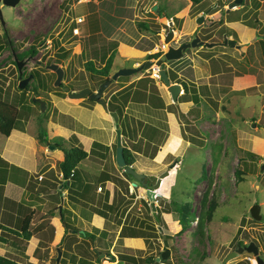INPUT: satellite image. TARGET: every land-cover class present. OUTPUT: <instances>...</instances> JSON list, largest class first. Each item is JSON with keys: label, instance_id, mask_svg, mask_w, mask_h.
I'll list each match as a JSON object with an SVG mask.
<instances>
[{"label": "rangeland", "instance_id": "rangeland-1", "mask_svg": "<svg viewBox=\"0 0 264 264\" xmlns=\"http://www.w3.org/2000/svg\"><path fill=\"white\" fill-rule=\"evenodd\" d=\"M226 1L202 0L194 4L189 0H156L155 4L160 9L164 8L168 12L166 13L167 15L174 16V27L178 30L181 17L174 15L173 12L175 10L178 11L177 13H182L188 4L191 13H194L200 9H206L205 7L211 6L214 2L223 5ZM131 2L132 0H130ZM150 2V0H147V3H145L147 9L151 7V10L157 13V9L150 5ZM243 3L244 5L241 8L229 11L226 16L229 19L239 18L235 20L243 18L253 24L250 26L256 28L254 34L256 39L239 43L241 46L238 48H233L229 44L225 47V50L229 53L228 59L232 62L226 79V82H229L226 85L227 93L224 94L220 86L214 85V78L217 79V76H210L208 79L199 77L196 79L197 82H187L189 87L194 86L199 89L201 95L198 104L192 106L193 108L184 115L178 111L175 106L176 102L164 108H156L148 102H135L134 100L130 104L131 109H134L132 111H138L136 113H139L138 116L140 118L149 121L150 124L161 126V128L156 127L157 131L153 133L152 137V140L159 145V153L155 157H147L142 152H136L133 164L139 171L151 173L150 175L156 176V179L162 171L168 169V174L161 178L160 184L156 188L159 194L157 201H154V205L162 209L172 199L181 202L189 200L191 209L197 215L200 213V200L204 194L207 195V200L214 196L218 203L212 217L210 219L204 218L203 227L199 232L196 231L197 217L195 216L188 228L181 233L172 232L173 234H170L161 225L156 238H144L145 241L141 240V243L137 244V254L141 255L139 258L142 263L144 261L142 259L148 253L156 255L163 249V232H168L167 239L171 249L170 255L167 257L169 264H256L254 255L245 250L232 256L227 261L224 260L229 251L236 249L239 240L242 241L241 245L253 240L260 247L259 250L262 249L264 251V240L260 237L264 233V167H261L262 163H264V0H243ZM107 5L104 10L101 8V16L99 15L97 18L95 12L92 13V10H96L100 5L93 3L91 0H20L14 7L2 5L3 16L6 19V29L13 45L11 48L7 44L0 51V85L4 87L3 96L5 95V89L9 88L11 95L17 90V67L12 62L11 50L13 49L16 53L33 44L36 47V58L31 57L28 59L23 66V73H26L31 67H38L44 71L42 74L45 73L44 76H47L46 90L40 89V95L37 96L45 100V107L42 110L44 117L41 126L47 131L49 141L58 140L64 146L69 147L74 144L72 134L76 129L87 130L89 134L92 133L95 139L100 140H105L109 135V130L87 129L85 125L77 121L74 114H77L80 120H83L84 116L87 117L88 115V111H82L80 106L71 112L66 106L67 101L58 100L57 105H52L54 91L55 89H60L58 85L61 83L66 84L74 81L75 90L80 89L79 87L84 83L81 81L83 78L91 87L99 85L97 83L98 78L97 81L91 79L88 71L83 68L84 60L92 59L94 64L101 66L103 63L101 61L102 55H108L110 51H114L113 57L123 61L126 65H128V62H132L133 59L124 60L123 58L126 55L139 52L140 57L147 59L145 58L146 54L141 51L134 52V48L118 42L120 40L131 44L141 30H146L138 23V16L134 17V19L130 18L128 21L125 19L126 22L122 24V19H119L118 15L112 11L114 10V0L107 1ZM122 6L124 7V12L128 13L127 17L136 15L134 11L139 12V5L133 9L134 11L131 10L132 7ZM118 7L120 8V6ZM215 7H219V5H212V9ZM221 12L225 13L226 9H222ZM149 13L151 12H147V14ZM78 16H82V21L77 20ZM255 18H258L259 22L254 23ZM190 20L192 22L198 21L196 16ZM207 21L210 22L211 20L205 17L194 34H198L200 37L210 34V39L218 41H223L226 35L238 43V35L235 30L227 25L220 24L219 21L213 26H208L206 25ZM119 22L120 26H116ZM189 24L192 25L191 22ZM75 25L79 26L78 33L73 31ZM164 26L168 29L170 23L168 22L167 24V21H165ZM3 27L4 25L0 21V34L3 33ZM96 28H100L101 32H96ZM154 28L157 29L159 26H154L153 31ZM228 34H231L232 37H229ZM174 36H176V33ZM157 37H159L157 41L161 45L164 35L158 34ZM54 39H57L58 44L67 49L66 55L60 59L56 57V52L59 49ZM141 40L140 38L137 45L141 44ZM199 46L189 50L190 58L193 57L196 60L198 55L208 56L213 54L214 50L219 49L216 48L212 51V48L207 46L200 48ZM93 49H96L97 52L94 53L95 50ZM46 61L47 63L57 62L63 67L64 74L59 84H54L56 72H50L49 68L43 67ZM185 63L186 61L177 64L181 67ZM118 65L120 66V64L115 62L113 66ZM189 68L192 69L191 66ZM145 69L129 74L128 79L112 80L103 90V98L121 87L122 84L127 83L129 79L131 81L143 76ZM112 71L113 68L111 67L109 76L113 73ZM198 74L200 75L201 73L199 72ZM235 75L242 77H238L234 81V86L241 82L240 84L245 85V88L229 90L232 77ZM52 77L54 78L53 81ZM38 78L37 75L35 77L37 83L39 82ZM27 82H29V93H31L34 81L30 79ZM158 82L160 93H162L167 88L163 85V82L156 80V83ZM188 96V94L179 95L177 98L180 100ZM64 98L73 99L71 100L72 102L91 104L87 101L86 96L74 98L69 97L67 94ZM139 99H142V97ZM28 103L33 106L32 112H28L27 116L16 120L15 127L23 129L28 122V125H26L28 129L37 133V113L42 115L40 113L41 107L39 110L37 104L33 103L31 99L28 100ZM167 110L171 111L170 114L166 113ZM124 121L127 124H131L128 118L119 120L120 124L124 123ZM58 123L66 126L67 130L63 132L62 129H59ZM132 123L135 129H140L139 123ZM136 134L138 135V132ZM132 135H134V132ZM137 135L135 137H125L122 134L121 137L127 145H131L130 139L138 138ZM175 135L179 136V143L172 149L171 136L174 138ZM191 136L197 139V143L185 138H190ZM0 141H4L1 133ZM113 143L106 152V156L99 159L106 168L109 165H113V168H116L114 166L116 135ZM246 150L254 151L256 157L251 158L248 156ZM241 154H244L245 159L252 166L251 169L247 170L244 168L245 164L240 160ZM90 159L94 160V157L90 155ZM173 162L174 165L171 166ZM9 166L11 167L12 165L10 164ZM237 167L244 168L243 179L241 180L237 178L235 173ZM57 169L60 170L59 165H57ZM85 170L88 169L86 168ZM89 171L93 172L94 167L92 169L89 168ZM113 171L118 173V170ZM1 173L4 176L5 174L12 176L14 179L12 181L24 182V177H22L24 172L21 169L17 170V168L12 167L9 170L1 171ZM95 175L94 180H96ZM153 176H149V179L153 180ZM74 177L70 178L73 186H75ZM132 180H135V178L133 177ZM33 181L32 179V182H26L28 186L24 185L25 190L22 197H26L24 193L29 191ZM100 185L105 187V183ZM122 187L125 195L123 200L119 202L121 209H129L131 213L155 222L156 219L154 220V217H151L153 214L152 210L145 203V200L148 201L145 187L138 181L134 185H129V191L126 185L122 184ZM55 197L62 201V195L59 190L55 191ZM97 198H99L97 207L103 208L100 201L103 197L98 196ZM254 202L260 204L261 217L259 219L252 217L249 211L250 206ZM148 204L150 205V201ZM104 209L107 212H113L112 208L105 207ZM90 211L91 213L95 211L93 205L90 206ZM172 217L176 219L177 213L172 212ZM71 250L69 253L72 257L70 264H83L82 262L74 263L76 252L74 249ZM28 252H30V249ZM262 257H264V253ZM101 258L103 264H106V261L109 260L107 259L108 257L101 256ZM64 260L65 258H63ZM153 264H161V262L155 257Z\"/></svg>", "mask_w": 264, "mask_h": 264}, {"label": "crops", "instance_id": "crops-1", "mask_svg": "<svg viewBox=\"0 0 264 264\" xmlns=\"http://www.w3.org/2000/svg\"><path fill=\"white\" fill-rule=\"evenodd\" d=\"M91 1L100 5V7H98L96 10H92V13L95 12L97 18L99 15L101 16V8L104 10L108 6L107 1L110 0ZM150 1V5H153L154 8L157 9V13L153 12L151 7L147 9V5L145 4L147 3V0H145V2L144 0H132L131 3L130 0H114V10L112 11L118 15L119 19H122V24H124L130 18L134 19V17L138 16V23L146 29L145 31L141 30L139 32L140 34L131 44L120 40L118 41L122 45L124 44L130 48H134V52L141 51L142 53L146 54L161 48L160 42L157 41L159 38L157 35L163 34L169 29L165 28L164 22L167 21V24L169 22L174 27V16L167 15L166 13L168 12L164 8H157V5L155 4L156 0ZM234 2L227 0L223 5L214 2L211 4V6L205 7L206 9H200L194 13H191V9L189 8L188 4L182 13H177L178 11L175 10L173 13L174 15L181 17V22L179 23L178 30H176L174 27L176 36L172 43L176 45L181 41L190 39L194 35L196 30L200 27V23L202 22L196 20L192 22L190 19L195 16L198 19L199 15H203V21L205 17L211 20L210 22L207 21L206 25L208 26H213L217 21H219L220 24L227 25L228 27L235 30L236 34L238 35V43L236 41V44L232 45L233 48H238L241 46V43L255 40V27L245 23L243 18H240V21L235 20L239 18L229 19L226 16L229 11L233 9L237 10L244 5V3L241 4L240 2ZM231 3L234 4L232 5ZM119 4L132 7V11H134L133 9L139 5V12L134 11V14L136 15L127 17L128 13H125L124 7ZM212 5H219V7L212 9ZM118 6H120V8ZM222 9H226V12H221ZM149 11L151 13L147 14ZM189 22H191L192 25H190ZM156 24L159 25V29L157 28V30L154 28L153 31V27H156ZM116 26H120V22ZM186 35L187 37H185ZM228 36L232 37L231 34H228ZM140 38L142 39L140 42L141 44L137 45V42ZM210 38L211 37H209L207 40L213 41L215 43L214 45L207 47L212 48V51L216 48H219L214 50L213 54L204 57L198 55V58L195 60L193 57H189V50L191 49H187L184 52V55L181 58H178L180 59L179 62L186 61V63L182 64L181 67L177 66V68H174L176 73L175 79L178 78V80L170 79L171 81H177L181 84V89L183 90L181 92L179 91L178 96L184 92L182 81L186 83L195 81L197 82L196 79L199 77H206L208 79L210 76H217V79L214 78V85L220 86L222 88L221 91L224 94L228 92L226 85L229 82H226V79L227 73L230 69L229 67L232 65L231 60L228 59L229 53H227L225 50V47L228 44H224L223 42L218 43V40ZM153 42L155 43L153 44ZM134 44L136 45L133 46ZM203 46L206 45H200L199 48ZM130 58L133 59L132 62L127 63L128 65L124 64L123 61L116 59V57L113 58L111 66L113 71H115L117 67L137 65L138 63H141L145 60L144 57L139 56V52L133 53L132 55H126V57L123 59L127 60ZM115 62L120 64V66H113ZM166 65L168 67L169 63L167 62ZM189 65L192 67V69L189 68ZM199 72L201 73L200 75L198 74ZM238 77L242 76L235 75L232 77L229 90L235 88L242 89L246 87L245 85H241V82L237 86H234V81H236ZM131 81L129 79L128 82L122 84L121 87L127 85ZM157 86L159 89V82L157 83ZM196 90L200 97V90L197 88ZM190 91V88H187V92ZM159 92H161L160 89ZM160 95L162 96L166 105L174 103L167 89L162 91ZM53 96V106L57 105L56 103L58 100L67 101L66 106L71 112L80 106L82 111H88V115L87 117L84 116L83 120H80L77 117L78 115L74 114V117L77 119V121L85 125L87 129L94 128L97 130H109V135L105 140H100L97 138L95 139L92 133L89 134L87 130L82 131L81 129H73V134L76 135L78 141L83 145L84 148H86L88 151L92 147L94 148V151L88 154L79 163L77 173L72 176H75V186H73V182H70V178L72 177L64 181L63 177L60 176V172L62 171L57 169L59 161L63 158L62 150L55 147L52 148L49 144L40 142L36 136L37 133L30 131L26 126L28 125V122L25 124V128L23 129L13 127L8 135L1 133L4 141H0V156L5 159L7 163L4 166L5 163L3 164V162L0 161V166H3V168H5L4 170H9L12 167L17 168V170L21 169L24 172L22 174V177H24V182L18 183L17 181H12L14 180L12 176L6 174L5 176L4 174L2 175L1 171H3V168L0 171V253L14 258L23 264H70L72 257L69 255V253L72 251L71 249H74L76 252L74 263H80L82 262V259L90 258L94 264H103V260L101 258V256H103L108 257L107 259H109L106 261V264H153L154 262L145 261L142 263L141 259L139 258L141 255L137 254V244L141 243V240H144V236L130 234L120 235V230L123 224H132L131 219L133 218V213H131L129 209H121L119 197H122V195L124 197L125 192L122 191L121 186L109 175L114 174L124 177L122 173L123 168L117 167L116 162L114 164L116 168H113V165H109L107 168L104 167V163H101L99 159L102 158L100 152L105 150L101 149L99 146H92L93 141H99L108 146V149L105 151V153L111 148L116 133L113 117L109 113L110 110L106 104L102 105L96 101L88 106L75 100V102H72L71 100L73 99L68 100L63 96L56 94H53ZM220 97L222 96L220 95ZM132 101L133 100H130L125 108V111L128 115L127 118L128 120L130 119L131 124H127L125 121L126 134L123 135L125 137H135L137 135L136 133L138 132L137 137L141 135L144 139H152L153 133L157 130L151 129V133L148 132L150 129L142 130L141 128H132V130H130L131 127H134L132 122L138 124L139 120H141L143 123L150 124L149 121H146L145 119H142L138 116L139 113H136L138 111H132L134 110L130 107ZM137 101L144 102L141 100H136L135 102ZM175 102V106L177 107L178 111L184 114L193 108L192 106L198 104L194 102L193 99L178 100L177 98ZM170 112L171 111L169 110L166 111L167 114H170ZM172 114L174 113L172 112ZM150 125L161 128V126L153 123ZM57 126H59V129H62L63 132H65L64 130H67L66 126L59 125V123ZM119 126H121L120 122ZM133 132H135L134 135H132ZM136 152L140 153L139 151H135V153ZM90 155L94 157V160L90 159ZM10 164L12 165L11 167L9 166ZM88 167L90 169L94 167V171L90 172ZM86 168L88 170H85ZM113 170H118V173L114 172ZM144 173L146 174L145 177L151 174L147 172ZM94 175L96 180H94ZM32 179L34 180L33 185L29 187V191L24 193L26 197H22V194L25 190L24 185H27L26 182L28 181L32 182ZM132 181L133 180L129 182V185L132 184ZM102 183H105V187L100 185ZM58 190L62 195V201L55 197V191ZM98 196L101 198L103 197L102 200L100 199L103 208L97 207V204L99 203V198H97ZM114 197V201L117 202V205L112 208L113 212H107L104 209L106 207L105 203H111ZM91 205H93L95 209L93 213L90 211ZM102 210L105 211V213H102ZM28 214L31 215L29 224L31 234L28 238H26L22 232H12L7 228L9 227L16 229V231H21L20 229L24 224L25 218ZM61 215H63V218ZM133 215H135V217L137 216L136 214ZM88 233H92L93 236H89ZM106 248H108L109 251L113 253L115 256L114 259L111 258L109 254H106V252L97 254L99 261L96 260V257L93 253H90L89 255V250L95 251ZM29 249L30 252H28ZM57 251H60L58 260ZM119 253L123 255L126 254L135 256V259L128 260L126 256H121ZM63 258H65L64 261ZM167 260H165V264H169Z\"/></svg>", "mask_w": 264, "mask_h": 264}, {"label": "trees", "instance_id": "trees-1", "mask_svg": "<svg viewBox=\"0 0 264 264\" xmlns=\"http://www.w3.org/2000/svg\"><path fill=\"white\" fill-rule=\"evenodd\" d=\"M190 2L197 4L199 2H201L202 0H189ZM158 8V5H157ZM254 23L259 22L258 18H255ZM245 23L249 24V25H253L251 24L249 21H245ZM157 26H159L158 24H156ZM173 27V26H172ZM174 28V27H173ZM159 29V28H158ZM157 29V30H158ZM95 30L99 31L100 28H96ZM96 31V32H97ZM5 34H0V51L11 42V40L9 41L6 36L4 37ZM209 35H206L205 37H201L204 40H207ZM54 42L56 43V45L58 44V40L54 39ZM218 43H222V41H219ZM58 47V51L56 52V57L58 59L64 57L67 53V49L64 48V46L62 45H57ZM36 47L31 44L30 47L27 50H24V54H26L27 52L29 53H33L35 51ZM95 52H97L96 49ZM161 52H152V53H146V57L147 59H150L152 57H157ZM113 54L114 51H110V53L104 54L101 57V61H103L102 65H96L94 64L92 59H87L83 61V68L88 71L91 79L97 81L98 78V82L100 83L103 80L109 78V73H110V68L112 66V62H113ZM17 56H21V53H17ZM180 59L177 60H168L167 62L169 63V66L167 67V74L169 76L170 79L172 80H178L175 79L176 78V73L174 71V68H177L178 66V62ZM13 62H15L14 59H12ZM57 61V59H56ZM169 69V71H168ZM34 72V78L32 79V81H34L33 85H32V92L29 93L30 88H29V82H26V84L22 87L18 86V78L20 77L17 73V81H16V92L14 91V93L11 95L10 94V89H5V95L3 96V91H4V87L0 85V133L4 134V135H8L11 131V129L13 127H15V122L16 120H18L19 118L21 119L23 116H27L28 112H32L33 110V106L31 105V103H28V100H32V97L29 98V96H37L40 95V89L42 90H46V80H47V76H44L45 73L42 74L41 71L37 70V69H33ZM38 75V83L35 79V77H37ZM41 76V77H40ZM128 77V75H119L117 77V79H126ZM42 78V79H41ZM82 82H84L79 88H83L85 86L88 85V83L86 81H84V78L81 80ZM37 83V84H36ZM38 84H40V86H38ZM74 81H71L69 83L66 84H59L58 87H60V89H55L54 94H57L59 96H63L65 97L68 92L67 91H72L75 90L76 88H74L73 86ZM187 83L182 81V87L184 88V92L181 95H185L188 94V97L182 98L180 100H186V99H193L194 102L198 103L199 102V94L196 90V87L194 86H190L187 87ZM44 88V89H43ZM62 88H64L62 90ZM187 88H190V92H187ZM49 90V89H48ZM142 99H139L141 98ZM87 101L89 103H93L95 100L87 97ZM43 99V98H42ZM104 100L106 101V105L108 107L109 110H115L118 113L119 116V120H122L123 118H127V113L125 111L126 105L128 104V102L130 100H141L144 102H148L149 104H151L153 107L156 108H164L165 106H167L162 98V96L160 95L156 80L154 79V77H152L151 75L145 73L143 76L138 77L137 79L131 81L130 83H128L127 85H124L120 88H118L117 90H115L114 92H111L110 94H108ZM33 103L37 104L38 109L40 108V104L39 102L32 100ZM91 104H89L88 106H90ZM20 105V106H19ZM40 110V109H39ZM38 110V112H39ZM40 110V113L42 114L43 111ZM182 113V112H181ZM184 115V113H182ZM43 117L44 114L39 115L37 113V121H38V131H37V138L40 142L45 143V144H53L55 148H59L62 150L63 152V158L59 161L58 165L60 167V170L62 171V175H63V180L65 181L66 179L72 177L74 174L77 173L78 171V165L79 163L90 153H92L94 150V148L92 147L89 151L83 147V145L78 141V138L76 137L75 134H72V138L74 139V144H72L69 147L64 146L60 141L56 140V141H49L48 139V135H47V131L45 130V128L42 125L43 122ZM139 125L140 128L142 130H146V129H150L148 130V132L151 131V129L156 130V127L154 125H150V124H146L143 123V121L139 120ZM121 133L122 134H126V130H125V121L124 123L121 124ZM132 128L135 129V127H131L130 130H132ZM133 129V130H134ZM152 130V131H153ZM135 133V132H134ZM151 133V132H150ZM186 139L190 140L191 142H195L197 143V139L194 138L193 136H191L190 138L185 137ZM171 142H173V146L172 149H174L178 143H179V136L175 135L174 138L171 136ZM131 145H127L124 141L122 142L123 144V154H124V158L126 160L127 164H133L135 161V151H139L142 152L145 156L148 157H155L157 155V153H159V145L157 143H155L151 138H143L141 135L138 138H134V139H130ZM175 142V143H174ZM92 146H99L101 149H104L105 151L108 149V146L99 142V141H93ZM105 151H101L100 155L102 157L105 156ZM246 154L248 156H250L251 158H255L256 154L254 151L252 150H246ZM240 160H242V162L245 164V169L249 170L251 169V165L249 162H247V160L245 159L244 154L240 155ZM0 161L3 162V164L7 163L5 159H3L0 156ZM3 166H0V171L2 170ZM244 168H239L237 167L235 170L236 176L238 179H243V173H244ZM5 168H3L4 170ZM122 173L124 175V177L119 176V175H114V174H110L109 176H111L114 181H116L121 187L122 184L126 185L127 190L129 191V182L133 179L132 175L130 173H128L127 171H125L124 169H122ZM149 176H153V175H147L144 178V182L145 185H143L146 188H149V194L147 195L148 201L145 200L146 205L151 209V206L148 204L149 201H154L155 199H158V192L157 189H153V184L156 181V176H153V180H150ZM107 179V178H106ZM123 188V187H122ZM124 189V188H123ZM124 194V193H123ZM207 195L204 194L203 197L200 200V205H201V209H200V213L195 215L194 211L191 209V202L189 200H185L183 202L181 201H177V200H170V202L167 203L166 207H162V209H159V207L156 205L155 209H156V214L158 216V221H152V220H147L143 217L140 216H136L132 214V219H131V225H125L123 224L120 230V235H124V234H130V235H141L144 236L146 239L149 238H156L158 236V223L161 226H164L166 228V230L170 233L173 234L172 232H177V233H181L184 230H186L188 228V226L190 225V223L194 220L195 216L197 217V223H196V231L199 232L202 229V224H203V220L204 218L206 219H210L213 215L214 210L216 209L218 203L216 201V199L214 198V196H212L210 199H206ZM123 195L122 197H119V200H123ZM115 205H117V202L114 201V198L112 200L111 203H105V206L107 208H113ZM206 205V207H205ZM105 213V211L102 210V213ZM172 212H176L177 213V217L176 219H174L172 217ZM63 218V215H61ZM154 217V215L152 214L151 217ZM30 219H31V215L28 214L25 218L24 224L21 227V231H16V229L13 228H9L7 227L10 231L12 232H22L23 235L28 238L31 234L30 229H29V224H30ZM155 220V217H154ZM156 223V224H155ZM4 228V227H3ZM168 232H166V237H168ZM89 236H93L92 233H88ZM261 239L264 240V233L260 235ZM256 242H258L256 240ZM238 243H242V241H238ZM264 245V244H263ZM164 248V247H163ZM101 252H106V254H109L111 258L114 259V255L113 253H111L109 251L108 248L106 249H99V250H89V255L90 253H93L96 257V260L99 261V258L97 257L98 253ZM161 252V250L156 254L159 255ZM260 255L263 256V251L260 250ZM121 256H126V258L129 259H135V256H131V255H126V254H120ZM155 254H148L146 255L142 260H144L145 262H154V258L156 257ZM122 259V258H121ZM168 258L163 259V261L167 260ZM82 263L83 264H94V262L89 258V259H82ZM0 264H23L17 260H15L14 258H11L7 255L1 254L0 253ZM264 264V263H263Z\"/></svg>", "mask_w": 264, "mask_h": 264}, {"label": "water", "instance_id": "water-1", "mask_svg": "<svg viewBox=\"0 0 264 264\" xmlns=\"http://www.w3.org/2000/svg\"><path fill=\"white\" fill-rule=\"evenodd\" d=\"M19 1L20 0H0V21L3 25L5 23V18L3 16L2 5L15 6L19 3ZM235 1L240 2L241 0H235ZM231 4H233V3H231ZM197 20L199 22H201L203 20V15H199ZM174 34H175V30L171 27V24H170V28L164 34L163 42L161 44L162 53L157 58L145 59L144 61H142L141 63H138L137 65L120 66L115 71H113V73L110 75L109 78L103 80L98 85L97 89L92 90V88L90 86H85L79 90L69 91L68 96L78 98V97H82L84 95H87L89 98L95 100L96 102H99L102 105H105L106 101L104 100L103 95H102L103 90L112 80L117 79V77L119 75H129L131 73H135L137 71L148 68L152 64V62H155L157 64H160V66H161L160 74H161V77L163 80V84L166 86V88L170 94L171 99L173 100V102H175L177 100V96L179 94L181 84L177 81H171L170 80V78L167 74V71H166L167 61L181 58L187 49H191V48L198 46V45L212 46V45H214L215 42L209 41V40H204L200 37V35L194 34L190 39L181 41L180 43L174 45L172 43V41L175 38ZM223 43L229 44V45H235L236 40H234L232 38H228L225 35L224 39H223ZM13 53H14V58L17 62L18 69H19V76L21 78V67H22V64L24 63V59L19 58L15 54L14 51H13ZM47 67L52 69L54 72H56V78H55L54 84H59L61 79H62L63 73H64L63 67L61 65H59L57 62H50L47 64ZM31 77H32V73H30L26 77H22L18 83V86L19 87L24 86L26 84V82ZM32 100L39 102L41 110L44 109V107H45V100L44 99H42L40 96H32ZM109 113L113 117V120L115 123V133H116L115 162H116V165L119 167H122L125 171L130 173L132 175V177L135 178V180L132 181V185L136 184L137 181L140 182L142 185H145L144 178H145L146 174L143 171H139L138 169H136L132 164H127L126 160L124 158L123 144H122V137H121L122 133H121V127L119 126L118 113L115 110H110ZM263 128H264V123H263ZM50 147L53 148L54 145L50 144ZM172 165H174V162L171 163V166ZM261 167L262 168L264 167V163H262ZM168 172H169L168 169H166L158 175L155 183L153 184V189H156L159 186L161 178L166 176L168 174ZM149 190H150L149 188H146L147 195L149 194ZM150 206H151V210H152V213H153L156 221H158V216L156 214L154 201H150ZM259 210H260V204L258 202H254L249 208L251 216L256 218V219H259L261 217V213ZM158 228L161 229V226L159 224H158ZM162 242H163L164 248L161 250L160 254L158 256H156L157 260L160 258L165 259V258L169 257V255H170L171 249L169 247V242H168V239L166 237V233H164V232L162 233ZM243 250H245L247 252H251L254 255L255 260H256V264H263L264 263V258L259 253V246L253 240H250L249 242H247L243 245L239 244L236 247V249H232L231 251H229V253L225 256L224 260L227 261L229 258L239 254ZM59 255H60V251H58L57 260L59 259ZM222 264H224V263H222Z\"/></svg>", "mask_w": 264, "mask_h": 264}, {"label": "flooded vegetation", "instance_id": "flooded-vegetation-1", "mask_svg": "<svg viewBox=\"0 0 264 264\" xmlns=\"http://www.w3.org/2000/svg\"><path fill=\"white\" fill-rule=\"evenodd\" d=\"M235 0H230V2H234ZM235 3V2H234ZM233 3V4H234ZM240 3L241 4H243V0H241L240 1ZM232 4V5H233ZM12 7H14V6H12ZM3 25V24H2ZM3 34H5V36H6V38L10 41V38H9V33H8V30L6 29V19H5V23H4V27H3ZM223 42V41H222ZM11 48L13 47V45H12V42H10L9 44H8ZM31 45V44H30ZM30 45L26 48V49H22V50H20V51H18V52H16L15 54L17 55V53H21V56H18L19 58H23L24 59V63L22 64V67H21V78L22 77H26V76H28L30 73H32V77L30 78V79H33L34 77V72H33V69H37V70H39V71H41V72H44V71H42L40 68H38V67H31V68H29V70L26 72V73H23L24 71H23V66L26 64V62L28 61V59L29 58H31V57H33V58H36L35 57V54H36V49H35V51L33 52V53H29V52H27L26 54H24V50H27L29 47H30ZM158 51H160L161 53H162V49L161 48H159V49H157V50H155V51H153V52H158ZM150 53H152V52H150ZM160 53V54H161ZM159 54V55H160ZM158 55V56H159ZM11 56L13 57V59L15 60V58H14V53H13V49L11 50ZM157 56V57H158ZM155 57H152V58H150V59H154ZM36 61H38V60H36ZM13 62V61H12ZM15 65H16V67H17V69H16V72L18 73V75H19V69H18V66H17V62H16V60H15V62H13ZM47 61H46V63L44 64V68H48L47 67ZM49 71L50 72H54L52 69H50L49 68ZM64 74V73H63ZM112 74V73H111ZM110 74V75H111ZM110 77V76H109ZM20 77L18 78V81H17V83H19V81H20V79H21ZM54 78H55V74H54ZM54 78L52 77V81L54 80ZM29 79V80H30ZM28 80V81H29ZM115 80V79H114ZM101 83V82H100ZM99 83V84H100ZM87 86H89V85H87ZM91 87V86H90ZM97 87H98V85H97ZM97 87H91L92 88V90H95V89H97ZM84 96H87V95H84ZM83 97V96H82ZM88 97V96H87ZM42 98V97H41ZM240 243H238V245H239ZM237 245V246H238ZM243 245V244H242ZM260 248V247H259ZM260 250H262V249H260ZM260 250H259V252H260ZM263 251V250H262ZM264 252V251H263ZM264 258V257H263Z\"/></svg>", "mask_w": 264, "mask_h": 264}, {"label": "built area", "instance_id": "built-area-1", "mask_svg": "<svg viewBox=\"0 0 264 264\" xmlns=\"http://www.w3.org/2000/svg\"><path fill=\"white\" fill-rule=\"evenodd\" d=\"M78 1H87V0H78ZM77 20L78 21H80V20L82 21V16H78ZM73 31L78 33L79 32L78 26H74L73 27ZM160 69H161L160 64H157V63L153 62L147 69H145L144 72L149 74V75H151L156 80H161L162 77H161V74H160ZM182 90L183 89H180V91H182ZM60 176L63 177L62 172H60ZM154 201H157V199H155ZM161 263H164V262L161 261Z\"/></svg>", "mask_w": 264, "mask_h": 264}, {"label": "clouds", "instance_id": "clouds-1", "mask_svg": "<svg viewBox=\"0 0 264 264\" xmlns=\"http://www.w3.org/2000/svg\"><path fill=\"white\" fill-rule=\"evenodd\" d=\"M76 26V25H75ZM171 27H172V25H171ZM170 28V27H169ZM173 28V27H172ZM174 29V28H173ZM166 33V32H165ZM165 33H163V35L165 34ZM156 80V79H155ZM158 81H160V82H163V80L161 79V80H158ZM181 89V88H180ZM181 92V91H180ZM158 256V255H157ZM158 260H160V262L161 261H163V259L162 258H160V259H158ZM164 263H161V264H165V261H163Z\"/></svg>", "mask_w": 264, "mask_h": 264}]
</instances>
